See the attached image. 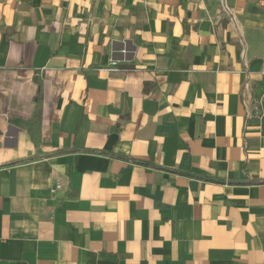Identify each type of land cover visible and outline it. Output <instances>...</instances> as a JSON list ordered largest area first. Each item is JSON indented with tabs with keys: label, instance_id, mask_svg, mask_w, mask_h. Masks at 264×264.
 <instances>
[{
	"label": "crops",
	"instance_id": "obj_1",
	"mask_svg": "<svg viewBox=\"0 0 264 264\" xmlns=\"http://www.w3.org/2000/svg\"><path fill=\"white\" fill-rule=\"evenodd\" d=\"M0 264H264V0H0Z\"/></svg>",
	"mask_w": 264,
	"mask_h": 264
},
{
	"label": "built area",
	"instance_id": "obj_2",
	"mask_svg": "<svg viewBox=\"0 0 264 264\" xmlns=\"http://www.w3.org/2000/svg\"><path fill=\"white\" fill-rule=\"evenodd\" d=\"M112 64L115 66L117 63L113 61ZM61 188H62V185L60 183H58L57 186L51 190V192L54 193L55 191H57Z\"/></svg>",
	"mask_w": 264,
	"mask_h": 264
}]
</instances>
